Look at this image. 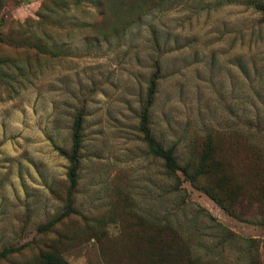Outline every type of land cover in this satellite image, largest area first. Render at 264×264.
Wrapping results in <instances>:
<instances>
[{
    "label": "rangeland",
    "instance_id": "374dc122",
    "mask_svg": "<svg viewBox=\"0 0 264 264\" xmlns=\"http://www.w3.org/2000/svg\"><path fill=\"white\" fill-rule=\"evenodd\" d=\"M248 1L168 0L148 9L132 0H3L0 251L15 252L0 264H40V253L57 240L62 251L61 237L86 223L106 222L116 236L109 222L125 210L126 218L172 225L195 257L218 264H246L245 240L255 239L264 264V23ZM156 59L152 134L174 147L179 166L198 160L211 138L223 172L261 201H242L248 221L229 216L180 171L168 173L143 141L140 114ZM81 110L73 213L42 233L66 209V155ZM64 257L102 263L94 241Z\"/></svg>",
    "mask_w": 264,
    "mask_h": 264
},
{
    "label": "trees",
    "instance_id": "16d2710c",
    "mask_svg": "<svg viewBox=\"0 0 264 264\" xmlns=\"http://www.w3.org/2000/svg\"><path fill=\"white\" fill-rule=\"evenodd\" d=\"M167 1L132 0V3H143L149 7L148 9H154L165 4ZM70 2L75 6H79L82 0H70ZM2 3L3 0H0V11L3 9ZM248 3L260 14V21L264 23V3L253 0H249ZM23 38L21 37L22 40H24ZM24 45L37 49L42 55L53 54L51 50H46L36 42L24 40ZM160 79L161 66L160 62L156 59L152 64V73L148 80L145 95L146 100L141 110L139 122L143 141L148 146L150 153L155 158L161 159L164 162L168 173L176 174V172L180 171L195 189L202 191L229 216L239 221H248L247 214L241 211L242 201L246 200L248 204H256L258 207L261 201L255 197V193H251L248 198L245 197V193L242 190L243 185L236 179L233 171L229 169V174L223 172L226 164L218 160L216 146L211 138L206 140L198 160H188L183 166H179L174 156V147L165 148L152 134L149 114L155 101L158 81ZM82 124L83 113L81 110L73 120L71 126V149L66 155L69 163L66 175L69 188L67 191L66 209L46 225L40 227L38 230L42 233L51 230L57 225L61 227L64 224L66 225L67 222L64 223V220L73 213V198L69 191L75 189L77 182L82 142ZM258 130L264 132V127L258 128ZM57 150L63 153L61 150ZM258 159L261 164L262 174L264 175V155L262 157L259 154ZM226 201L229 202V205H227ZM123 213L126 216L127 211L125 210ZM129 215V218L125 216L124 218H120L123 216L114 217L109 222L118 225L120 232L116 236H110L107 233L108 223L103 221H95L92 224L86 223L78 230H74L71 235L67 233L63 237H61L62 235L58 236L61 237V241L64 242L65 247L61 251L62 243L58 240L51 244L48 252L40 253V264H70L64 257L65 249L69 250L88 241H94L98 245L99 254L104 264H218L210 260L205 261L201 257H195L191 252L189 244L172 225L159 221H148L137 214H132V212ZM70 227L76 228V226ZM245 242H247L245 255L247 254L248 257V259L246 258V264H263L255 239H246ZM13 252H15L14 249L1 250L0 260L5 259Z\"/></svg>",
    "mask_w": 264,
    "mask_h": 264
},
{
    "label": "crops",
    "instance_id": "0c3cea01",
    "mask_svg": "<svg viewBox=\"0 0 264 264\" xmlns=\"http://www.w3.org/2000/svg\"><path fill=\"white\" fill-rule=\"evenodd\" d=\"M91 242H93V241H91ZM101 258V257H100ZM69 263H70V260H68L67 258H65ZM83 261V262H82ZM102 261V260H101ZM70 264H72V263H70ZM81 264H104L103 262L102 263H100V262H98L97 260H93V259H84V257H82V259H81Z\"/></svg>",
    "mask_w": 264,
    "mask_h": 264
}]
</instances>
